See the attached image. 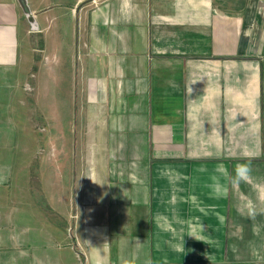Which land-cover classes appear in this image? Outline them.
<instances>
[{
    "label": "crops",
    "instance_id": "crops-1",
    "mask_svg": "<svg viewBox=\"0 0 264 264\" xmlns=\"http://www.w3.org/2000/svg\"><path fill=\"white\" fill-rule=\"evenodd\" d=\"M26 2L36 32L0 0V264H264V0ZM79 110L94 174L16 147Z\"/></svg>",
    "mask_w": 264,
    "mask_h": 264
},
{
    "label": "rangeland",
    "instance_id": "rangeland-1",
    "mask_svg": "<svg viewBox=\"0 0 264 264\" xmlns=\"http://www.w3.org/2000/svg\"><path fill=\"white\" fill-rule=\"evenodd\" d=\"M79 98V97H78ZM36 120L33 126L24 128V132H28L26 138L27 141H20L16 144L18 148H26V150H32L35 152L36 157L40 156L43 151L55 150L57 147L60 150L67 153L70 151L73 153L72 165L78 169H86L87 172L94 174L95 170L100 164L101 157V144L99 139V128L102 119L101 116L91 110H79L76 112V117L81 119L82 125L76 127V131L69 136V131L63 137L62 142L56 143H44L43 142V127L40 123L41 119L38 116L37 111L35 112ZM39 121V122H38ZM75 129V128H74ZM22 131V128H21ZM36 158V162H37ZM86 173V172H84ZM80 176L76 175L78 180ZM83 183L88 182L90 179L89 175L84 174L81 176ZM8 182L5 186H8ZM84 189V188H83Z\"/></svg>",
    "mask_w": 264,
    "mask_h": 264
},
{
    "label": "water",
    "instance_id": "water-1",
    "mask_svg": "<svg viewBox=\"0 0 264 264\" xmlns=\"http://www.w3.org/2000/svg\"><path fill=\"white\" fill-rule=\"evenodd\" d=\"M24 19L26 20L28 26H29V31L30 32H36L37 31V26L34 21V18L28 8L26 0H15Z\"/></svg>",
    "mask_w": 264,
    "mask_h": 264
},
{
    "label": "built area",
    "instance_id": "built-area-1",
    "mask_svg": "<svg viewBox=\"0 0 264 264\" xmlns=\"http://www.w3.org/2000/svg\"><path fill=\"white\" fill-rule=\"evenodd\" d=\"M92 3H93V5L95 6V3H94V1H91ZM24 90L25 91H30V88H29V86L28 85H24Z\"/></svg>",
    "mask_w": 264,
    "mask_h": 264
}]
</instances>
